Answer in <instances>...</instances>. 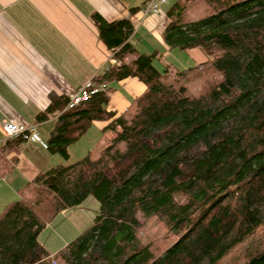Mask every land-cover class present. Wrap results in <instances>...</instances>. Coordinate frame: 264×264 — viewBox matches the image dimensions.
Instances as JSON below:
<instances>
[{
	"label": "trees",
	"instance_id": "16d2710c",
	"mask_svg": "<svg viewBox=\"0 0 264 264\" xmlns=\"http://www.w3.org/2000/svg\"><path fill=\"white\" fill-rule=\"evenodd\" d=\"M194 1L174 2L163 31L169 47L207 55L191 68L139 53L130 19L97 20L113 59L93 80L104 88L73 107L56 99L38 115H57L47 147L65 161L1 212L0 264H264V245L252 241L264 227V0H213L217 12L192 20ZM128 77L146 89L117 113L108 102ZM97 120L108 122L96 145L69 161V146ZM28 135L0 147V176ZM90 196L92 224L51 254L40 233ZM152 218L161 247L139 240Z\"/></svg>",
	"mask_w": 264,
	"mask_h": 264
},
{
	"label": "crops",
	"instance_id": "0c3cea01",
	"mask_svg": "<svg viewBox=\"0 0 264 264\" xmlns=\"http://www.w3.org/2000/svg\"><path fill=\"white\" fill-rule=\"evenodd\" d=\"M148 1L0 0V140L8 120L29 128L36 125L41 139H27L19 153L6 155L8 160L17 157L12 168L0 176V211L20 197L28 182L65 161L47 147L57 115L43 121H38V115L56 99L69 98L93 82L113 60L101 37L98 19L107 23L130 19L134 25L130 41L137 51L157 52L165 62L179 68L208 60L199 47H169L163 38L168 17L144 12ZM176 1L181 0H169L163 6L165 12ZM134 57L130 55L127 60ZM156 62L161 66L160 60ZM121 89L125 97L116 94ZM145 89V83L137 77L115 83L110 98H117V105L108 108L123 112Z\"/></svg>",
	"mask_w": 264,
	"mask_h": 264
},
{
	"label": "rangeland",
	"instance_id": "374dc122",
	"mask_svg": "<svg viewBox=\"0 0 264 264\" xmlns=\"http://www.w3.org/2000/svg\"><path fill=\"white\" fill-rule=\"evenodd\" d=\"M184 2V0H181ZM213 0H195L187 11L188 18L198 20L217 12L214 10ZM171 57V56H169ZM175 61V60H174ZM176 62V61H175ZM157 65L158 62H156ZM160 66V65H159ZM123 89L117 91V95H125ZM121 96V97H122ZM120 97V96H119ZM127 100V99H126ZM117 98L109 100L108 107L117 105ZM120 106V105H119ZM104 121L97 120L89 127L87 132L75 143L69 146V161H76L82 158L90 149H92L97 140H99L102 132V124ZM63 161L64 159L61 158ZM4 208V207H3ZM1 209L2 211L4 209ZM0 211V214L1 212ZM98 211V202L92 196L77 207L67 208L59 212L40 233L39 239L46 246L51 254L58 253L65 245L76 239L92 224L94 217ZM160 229V232H159ZM162 236V230L159 228L156 219L152 218L146 221L144 229L139 235L140 243L150 242ZM252 241L257 245H264V227H261ZM153 246H162L163 241H153ZM255 244V245H256ZM246 248L253 247L251 240L245 243Z\"/></svg>",
	"mask_w": 264,
	"mask_h": 264
},
{
	"label": "built area",
	"instance_id": "2783aa9c",
	"mask_svg": "<svg viewBox=\"0 0 264 264\" xmlns=\"http://www.w3.org/2000/svg\"><path fill=\"white\" fill-rule=\"evenodd\" d=\"M169 0H149L145 7L144 12L150 13L153 15L166 16V12L163 6L167 5ZM104 87L102 85L94 86V83L91 81L84 85L79 91L73 93L69 97L68 107H73L81 102H84L90 98V96ZM37 126L33 125L30 128L24 124L16 123L13 121H5L3 124V133L4 137L0 140V147L5 143L6 140L16 138L20 135H25L28 131H31V134L28 135V139H31L36 142H41L38 132H36Z\"/></svg>",
	"mask_w": 264,
	"mask_h": 264
}]
</instances>
